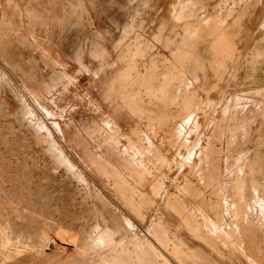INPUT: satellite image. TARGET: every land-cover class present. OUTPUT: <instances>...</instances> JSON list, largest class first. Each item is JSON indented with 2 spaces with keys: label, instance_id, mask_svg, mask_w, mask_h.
<instances>
[{
  "label": "rangeland",
  "instance_id": "374dc122",
  "mask_svg": "<svg viewBox=\"0 0 264 264\" xmlns=\"http://www.w3.org/2000/svg\"><path fill=\"white\" fill-rule=\"evenodd\" d=\"M257 1L0 0V264H264Z\"/></svg>",
  "mask_w": 264,
  "mask_h": 264
},
{
  "label": "crops",
  "instance_id": "0c3cea01",
  "mask_svg": "<svg viewBox=\"0 0 264 264\" xmlns=\"http://www.w3.org/2000/svg\"><path fill=\"white\" fill-rule=\"evenodd\" d=\"M264 16V0H258L252 8L250 7L247 10V13L245 14V17L242 20V27L241 29L246 30L243 35V41L245 40L247 43L250 41L249 33L248 31L252 28L255 29L257 26H260L262 22H264V19L262 17ZM237 21V20H236Z\"/></svg>",
  "mask_w": 264,
  "mask_h": 264
},
{
  "label": "bare ground",
  "instance_id": "6f19581e",
  "mask_svg": "<svg viewBox=\"0 0 264 264\" xmlns=\"http://www.w3.org/2000/svg\"><path fill=\"white\" fill-rule=\"evenodd\" d=\"M42 125V124H41ZM41 128H44V126L42 125Z\"/></svg>",
  "mask_w": 264,
  "mask_h": 264
}]
</instances>
